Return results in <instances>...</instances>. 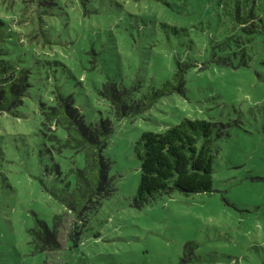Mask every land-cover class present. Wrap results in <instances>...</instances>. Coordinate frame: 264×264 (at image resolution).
Here are the masks:
<instances>
[{
  "label": "rangeland",
  "instance_id": "1",
  "mask_svg": "<svg viewBox=\"0 0 264 264\" xmlns=\"http://www.w3.org/2000/svg\"><path fill=\"white\" fill-rule=\"evenodd\" d=\"M53 1L56 11L45 15L35 0H0V20L12 40L2 43L7 51L0 57L18 59L24 44L35 61L64 63L45 74L46 87L41 81L36 94L52 100L48 90L60 86L74 93L89 121L111 120L103 153L116 190L90 203L75 225L62 176L51 168L56 154L34 133L38 96L27 101L29 111L21 117L0 111V264H264V35L255 39L245 62L240 52L230 54L231 65L212 55L207 38L157 26L209 18L215 40L214 0H176L171 11L155 0H88L85 13L78 0ZM31 13L41 17L55 43L44 45L33 35ZM174 56L196 64L187 68L181 91L114 118L97 93L102 83L138 81L136 98L151 80L162 86ZM68 72L80 83L67 78ZM183 116L212 123V191L184 195L174 189L135 206L140 170L134 141L142 131H163ZM75 158L82 164L81 155ZM33 211L54 218L56 247L29 256L22 230L32 224ZM72 226L81 229L80 241L65 253Z\"/></svg>",
  "mask_w": 264,
  "mask_h": 264
},
{
  "label": "trees",
  "instance_id": "2",
  "mask_svg": "<svg viewBox=\"0 0 264 264\" xmlns=\"http://www.w3.org/2000/svg\"><path fill=\"white\" fill-rule=\"evenodd\" d=\"M155 1L171 11L174 9L172 3L176 0ZM35 2L45 8V15H53L49 10L56 11L53 0ZM78 2L84 6L82 10L85 13L88 0ZM36 12L38 10H35ZM211 14L216 16L218 23L219 33L215 40L214 36L210 35L213 23L209 18L198 19L186 26L157 21V26L166 33L190 31L196 36L207 38L212 55H216L217 60L222 63L232 65L230 54L236 55L239 52L240 57H243L242 63L245 62L244 55L248 56L249 48L255 39L259 35H264V0H214ZM29 18L33 25L32 33L40 43L45 45L56 42L52 40L48 30L41 27L39 15L31 13ZM8 35V25L0 20V56L3 54L2 51H7L2 43L12 41ZM21 48L16 60L0 57V111L15 117L27 114L25 113L29 111L27 101H32L38 96L36 92L40 82L44 84V77L48 78L45 74L48 75L49 71L54 73L58 66L64 65L63 62L54 60L35 61L24 44H21ZM190 65L196 64L183 63L179 57L174 56L173 70L162 86L156 87L151 80L136 98L133 96L140 87L138 81L120 86L107 79L97 89V93L109 104V111L114 118L121 119L126 115L141 112L158 97L172 90L181 91L186 70ZM68 76L74 79L72 73L68 72L67 78ZM74 81L75 85L80 83L76 79ZM48 91L52 93V100L41 99L38 96L37 112L33 113L38 118L34 133H40L44 143L47 141L49 144L45 149L51 154H56L57 158L54 159L51 168L56 177L62 176L63 188L69 195L66 200L64 199L65 205L76 217L77 225L82 221L90 203L103 201L116 190L114 177L109 174L110 164L103 153L112 131V123L109 118L103 117L97 121H89L72 91H63L60 86ZM51 125H54L56 130L46 132L45 129L51 130ZM211 131L212 123L209 120L187 116H183L177 123L163 131H142L133 143V151L139 161L140 170L133 204L139 207L150 203L158 195L174 189L184 195L211 192L213 185ZM77 154L81 155L82 164L76 163ZM80 230L79 228V231H76L72 226L65 253L79 244ZM22 231L29 238V241L25 242L26 254L29 256L41 254L46 246L55 249L57 225L53 217L48 219L33 211L32 224L24 226Z\"/></svg>",
  "mask_w": 264,
  "mask_h": 264
}]
</instances>
